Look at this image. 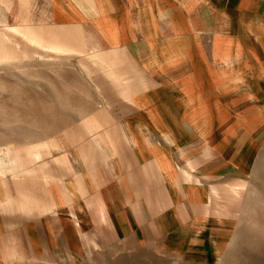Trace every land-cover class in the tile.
Instances as JSON below:
<instances>
[{"label": "crops", "instance_id": "crops-1", "mask_svg": "<svg viewBox=\"0 0 264 264\" xmlns=\"http://www.w3.org/2000/svg\"><path fill=\"white\" fill-rule=\"evenodd\" d=\"M20 5L22 24L14 30L39 48L74 49L52 27L27 24L25 0ZM200 6V0L81 4L85 16L93 13L102 43L114 54H126L133 69L115 76L119 85L113 96L119 106L87 112L95 115L87 124L90 134L82 124L72 125L66 131L78 128L80 138L65 136L63 148L49 156L33 152L14 188L16 201L2 183L0 264H82L92 251L110 257L122 249L150 248L194 264L209 258L200 244L211 238L214 243L225 226L215 201L233 180L244 177L250 150L247 134L239 145L225 138L232 97H220L215 61L193 57L192 50L189 54L193 43L188 40L198 35L197 25L213 28L214 57L226 62L221 65H230L241 43L224 51L228 23L218 18L213 23L207 16L194 20ZM0 15L3 21L2 8ZM257 26L264 30L263 22L248 23L246 29ZM79 42L76 49H81ZM184 50L183 57L178 55ZM18 55L0 45L1 61ZM259 74L245 81L247 88L264 84V67ZM259 130L253 134L259 137Z\"/></svg>", "mask_w": 264, "mask_h": 264}, {"label": "rangeland", "instance_id": "rangeland-1", "mask_svg": "<svg viewBox=\"0 0 264 264\" xmlns=\"http://www.w3.org/2000/svg\"><path fill=\"white\" fill-rule=\"evenodd\" d=\"M94 1L79 0L77 5L75 0H25L27 24L50 26L54 35L60 34L74 47L53 51L34 46L14 30L22 24L20 0H0V45L19 52L16 58L0 60V193L3 183L9 199L16 201L14 188L18 189L19 176H23L21 168L31 161L34 151L43 157L52 155L63 148L65 136L71 134L74 141L80 138L78 128L66 131L72 125L82 124L85 134L92 132L87 124L95 115L87 112L120 105L113 96L119 85L114 83L115 76L133 68L128 67L126 54H114V49L102 43L93 13L88 17L81 11V4L92 7ZM200 5L193 19L207 16L213 23L217 18L228 23L221 48L231 51L232 45L241 43V50L230 65H221L226 62L214 57L218 46L215 30L197 25L198 35L191 37L192 42L188 40V45L193 43L189 54L192 50L193 57L215 61L217 92L220 97H232L225 138L239 145L245 143L242 136L247 134L250 150L244 177L234 173L238 179L232 181L223 198L215 201V212L224 214V231L214 243L213 238L201 242L202 250L209 253L201 264H264V84L253 83L247 88L245 82L259 77V69L264 67V30L259 26L254 31L246 29L248 23H264V0H200ZM78 42L81 49L74 46ZM179 53L183 57L185 50ZM225 80L232 82L225 84ZM255 128L261 131L259 137L253 134ZM3 232L6 236L7 226ZM106 255L92 251L82 264H194L193 260L153 248L135 253L122 249L117 255Z\"/></svg>", "mask_w": 264, "mask_h": 264}]
</instances>
